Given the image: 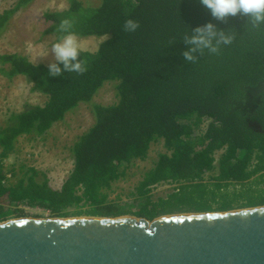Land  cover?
<instances>
[{"label":"trees","instance_id":"1","mask_svg":"<svg viewBox=\"0 0 264 264\" xmlns=\"http://www.w3.org/2000/svg\"><path fill=\"white\" fill-rule=\"evenodd\" d=\"M32 1L18 0L5 9L0 30ZM43 18L48 23L43 34L58 39L63 19L72 21L77 36L109 37L96 52L81 50L87 63L83 75L52 77L47 65L29 56L0 54L4 75L26 76L32 89L47 97L43 105L13 113L0 127V222L22 216L20 204L40 207L51 217L149 220L264 205L263 192L239 206L229 200L246 187L264 190V25L246 26L242 15L216 20L200 0H100L97 6L70 0L67 9L45 12ZM129 18L140 23L132 33L123 31ZM208 22L219 30L235 29L234 43L222 46L219 56L206 53L197 63H186L182 37ZM108 81L118 82V101L93 104L95 121L70 147L72 168L60 186H52L48 173L35 166L7 170L5 160L20 137H45L80 104L92 103ZM161 141L166 150L141 172L124 200L115 186ZM161 186L173 189L154 199Z\"/></svg>","mask_w":264,"mask_h":264},{"label":"water","instance_id":"2","mask_svg":"<svg viewBox=\"0 0 264 264\" xmlns=\"http://www.w3.org/2000/svg\"><path fill=\"white\" fill-rule=\"evenodd\" d=\"M0 264H264V205L2 221Z\"/></svg>","mask_w":264,"mask_h":264},{"label":"rangeland","instance_id":"3","mask_svg":"<svg viewBox=\"0 0 264 264\" xmlns=\"http://www.w3.org/2000/svg\"><path fill=\"white\" fill-rule=\"evenodd\" d=\"M18 0H0V14L16 5ZM86 6H97L100 0H82ZM70 5V0H33L23 6L11 16L3 30H0V54L16 52L29 56V59L38 64L54 62L51 55V46L58 40L54 34H43L48 23L43 18V13L64 10ZM109 35H90L78 39L81 49L89 52H96L100 44ZM115 82H107L94 96L92 103H82L75 110L68 113L66 118L56 123L45 137L22 136L16 142L13 153L6 158L7 170L15 166H24L27 169L35 166L40 171L48 173L52 186H60L72 168L73 158L70 147L78 137L87 131L94 123L95 116L92 110L93 104L100 103L111 105L118 101ZM32 84L24 75H17L12 78L0 71V127L8 125V119L13 113L23 111L28 105H43L47 97L32 89ZM209 120L202 123L204 128ZM163 141L153 144L149 158L145 162H138L133 169L131 176L124 182H119L115 188L117 194H121L124 200L129 198L140 174L143 170L152 166L160 152H164ZM208 177V176H206ZM40 179V178H38ZM207 180V179H206ZM172 186H161L154 191V199L167 192L172 191ZM251 189L246 187L231 193L230 199L233 206L246 204L253 193L263 192V188ZM225 194V193H220ZM220 200V197L217 199ZM215 200V202L217 201ZM218 204V202H216ZM15 208V206H13ZM18 208L23 209L24 214L18 216L10 215L5 219L14 220L19 218H47L50 213L40 207H31L27 204H20ZM251 208L241 207L236 209ZM235 210V209H232ZM213 212V211H212ZM192 213V212H188ZM134 216V215H128ZM76 217V216H75ZM80 217H87L82 215ZM136 217V216H135ZM139 218V217H137ZM2 222V221H1Z\"/></svg>","mask_w":264,"mask_h":264},{"label":"clouds","instance_id":"4","mask_svg":"<svg viewBox=\"0 0 264 264\" xmlns=\"http://www.w3.org/2000/svg\"><path fill=\"white\" fill-rule=\"evenodd\" d=\"M213 18L226 22L228 17L242 15L247 17L246 26L257 29L264 25V0H200ZM138 20L126 19L123 31L132 33L139 29ZM73 24L69 19L61 20L58 31L63 33L51 46L53 61L48 64V74L52 77L62 76L65 72L83 75L87 71V63L81 57V44L78 36L72 31ZM236 39L235 29L219 30L208 22L185 33L182 41L187 45L181 55L186 63L195 64L206 53L219 56L222 46H230ZM173 42H169V46Z\"/></svg>","mask_w":264,"mask_h":264}]
</instances>
